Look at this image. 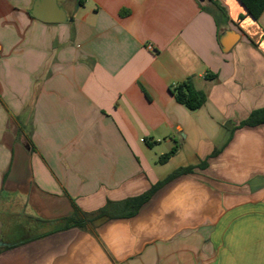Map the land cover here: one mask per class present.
Segmentation results:
<instances>
[{"label": "crops", "instance_id": "obj_1", "mask_svg": "<svg viewBox=\"0 0 264 264\" xmlns=\"http://www.w3.org/2000/svg\"><path fill=\"white\" fill-rule=\"evenodd\" d=\"M34 1L0 0V223L35 224L0 264H264V123L243 125L264 108V10L56 0L67 21L43 23ZM186 80L195 111L171 94ZM187 167L133 216L54 230Z\"/></svg>", "mask_w": 264, "mask_h": 264}, {"label": "trees", "instance_id": "obj_2", "mask_svg": "<svg viewBox=\"0 0 264 264\" xmlns=\"http://www.w3.org/2000/svg\"><path fill=\"white\" fill-rule=\"evenodd\" d=\"M217 8L219 15L217 20L222 16L226 18V10L224 7L218 5L215 1L209 0ZM239 3L245 8L246 16H251L255 21L258 20L259 16L264 10V0H238ZM244 16L240 15L239 20L243 19ZM251 43L252 41L249 40ZM175 101L185 107L189 111H195L199 109L205 102V94L194 88L190 80H186L178 85H176L172 90ZM264 123V108L254 111L250 116L244 121L243 125H258ZM174 151H170L159 158V162H166L172 155ZM204 165V164H203ZM201 165V167L203 166ZM193 169L191 167L179 168L169 174L164 180L152 186L151 189L142 196L128 199L119 203L107 202L101 209L93 213H82L73 205V214L61 221H58V227L54 228L55 231L67 230L69 228H84L85 224L92 223V221L99 220H110L114 218H119V209L125 208L128 216H133L136 214L141 205L150 199L152 194L161 187L164 183L178 177L180 175L188 174ZM40 237V236H39Z\"/></svg>", "mask_w": 264, "mask_h": 264}, {"label": "water", "instance_id": "obj_3", "mask_svg": "<svg viewBox=\"0 0 264 264\" xmlns=\"http://www.w3.org/2000/svg\"><path fill=\"white\" fill-rule=\"evenodd\" d=\"M30 14L33 18L43 23H63L67 21V16L56 0H35ZM239 39V35L233 31H227L221 38V45L227 51ZM0 223V233H1ZM1 244V243H0Z\"/></svg>", "mask_w": 264, "mask_h": 264}, {"label": "rangeland", "instance_id": "obj_4", "mask_svg": "<svg viewBox=\"0 0 264 264\" xmlns=\"http://www.w3.org/2000/svg\"><path fill=\"white\" fill-rule=\"evenodd\" d=\"M34 222L13 218L9 224L5 223L1 229L0 240L3 243L22 240L30 235L29 229L34 227Z\"/></svg>", "mask_w": 264, "mask_h": 264}, {"label": "built area", "instance_id": "obj_5", "mask_svg": "<svg viewBox=\"0 0 264 264\" xmlns=\"http://www.w3.org/2000/svg\"><path fill=\"white\" fill-rule=\"evenodd\" d=\"M146 49L149 50V51H152V50H153V49H152V46H151L150 44H147V45H146Z\"/></svg>", "mask_w": 264, "mask_h": 264}]
</instances>
